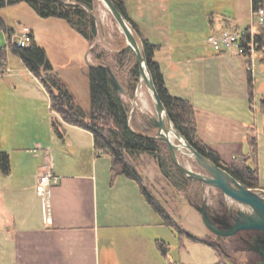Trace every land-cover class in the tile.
Masks as SVG:
<instances>
[{"label":"crops","instance_id":"obj_1","mask_svg":"<svg viewBox=\"0 0 264 264\" xmlns=\"http://www.w3.org/2000/svg\"><path fill=\"white\" fill-rule=\"evenodd\" d=\"M121 1L143 37L160 46L155 59L165 80L166 72L173 69L172 84L177 86L178 80L184 79V89L194 91V100L208 115L205 132L199 127V135L226 164L243 158L254 166L247 133L250 127L256 128L258 167L264 189V114L259 107L254 112L249 110L248 68L237 56L215 54L208 49L213 47L211 37L220 31L227 28L232 32H235L233 28L240 30L239 16L253 13L252 0H247L246 10L241 8L240 0H232L234 11L217 6L214 10L201 9L206 0ZM221 12H231L234 21L230 17L225 20V26L218 29L214 20L210 24L204 23L205 17L214 18L212 16L222 15ZM165 15L171 22L167 19L166 24L162 23ZM249 28L254 34L257 32L256 27ZM158 32L166 37L168 47L154 41ZM199 60L217 63L193 64ZM262 66L260 77H254V84L261 92L260 101L264 96V64ZM10 68L7 63V71ZM225 97L231 98L232 103L241 100L243 104L238 107L243 108L239 114L246 112L238 121L233 117L227 139L221 134L223 128L217 125L223 120L218 106L221 107L220 99ZM69 127H72L71 133L87 135L88 141L69 138L61 148L63 158L60 161L53 158L51 149L41 142H34L44 153L37 157L38 164L34 168L24 163L20 172L12 169L9 177L0 173V264H171L170 254L168 259L157 246L159 241L166 242L162 230L165 225L162 219L157 220L156 212L139 186L125 176L113 181L111 159L96 152L93 135L80 127ZM239 129L242 131L236 135ZM211 133L218 135L213 139ZM46 166L59 177L58 184L49 188L47 196L41 194L44 187L40 181Z\"/></svg>","mask_w":264,"mask_h":264},{"label":"rangeland","instance_id":"obj_2","mask_svg":"<svg viewBox=\"0 0 264 264\" xmlns=\"http://www.w3.org/2000/svg\"><path fill=\"white\" fill-rule=\"evenodd\" d=\"M240 2L242 4L241 8L246 10L248 7L247 0L246 2L240 0ZM216 6L219 9L234 11V3L232 4V0H206L201 9L213 8L214 10ZM94 13L96 15L99 32L97 38L93 41L92 45H90L88 40L72 29L65 21L53 18L43 19L26 3L7 6L0 11L6 23L16 31H19L22 26H28L36 33L37 40L40 45L46 49L48 58L55 72L59 74L64 83L70 86V91L72 90L75 94L74 97H76V102L87 112H89L91 107L89 86L90 65L104 63L109 67L115 68L120 78L124 81L126 90L128 91V93L123 94V96L131 111L130 123L135 129L143 130L146 128V121L148 122V120L151 119L150 116L156 114L152 94L145 83H143L137 102L134 104L132 95L136 93V90L132 92L128 89V86L131 81L129 78V71L137 63L136 57L133 54L131 58H119V53L128 47L127 40L102 0L95 1ZM221 13L222 15L212 16L214 18L205 17L204 23L210 24L211 21L214 20L215 27L218 29V27L222 25L225 26V20L230 17V20L234 21V16L231 12ZM162 19H164L162 23L165 24L167 19L170 21L168 15H165ZM172 20H174V18H172ZM238 21L241 25L238 33H242L249 27L254 26L258 28L259 15L249 12L246 16H239ZM176 23L179 25L178 20ZM226 30H228V28ZM153 39L163 46L168 47L167 39L162 35V32H158L157 36H154ZM139 42L142 46L140 40ZM7 44V35L3 31H0V46H7ZM95 46H97L99 51L105 53L104 60L98 61L92 55L91 48ZM208 49L215 54H223L228 57L237 56L243 60L248 68L247 59L243 55H238L235 49L228 50L226 53H219L215 51L213 47H209ZM165 50L166 49H164V51ZM258 55L257 59L259 58ZM117 61L119 64H125L124 68L119 67V69L122 70H118V67H116ZM7 63L10 64V70L6 71L4 74H0V152H7L11 156L13 170L17 173L20 172L21 165L24 163H27L30 168H34L36 164H38L37 157L41 156L43 152L37 149L34 142H41L45 148L51 149L53 158L60 161V158H63V153L60 152L61 148L64 147L69 138H73L75 141L80 140L81 142H83V140L86 142L88 141L87 135L83 136L82 133L78 132L71 133L72 127H69L71 125L67 123L64 124V129L67 131L65 139L60 138L53 128V120L57 115L52 113L50 109L49 95L41 81L29 71L21 58L10 48H8ZM216 63V61L206 62L199 60L197 63L193 64ZM262 67L260 61L255 63V72H257V74H254L253 77H256V75L258 78L260 77L259 70H261ZM165 70L167 71L166 68ZM172 71L174 70L171 69L169 72H166L169 91L174 95L191 100L196 110L198 107V110L202 111L198 112L197 110V119L201 131L205 132L204 129L205 126H207L206 120L208 118L207 113L201 108L197 100H194V91L192 88L184 89V79L182 81L179 79L177 86L172 84V79H174L170 76ZM174 75L176 77L175 72L173 76ZM247 84L249 93L247 103L250 105L249 110L254 112L255 109L259 107L258 109L261 112V92H259L260 90L258 91L259 87L254 84V97L251 100L249 76ZM11 91L13 94H11ZM232 102L231 98L225 97L220 99L219 103H221V107L218 104L220 116L223 120L218 121L217 125L223 128L221 134L224 135L222 136L225 139L230 137L229 134H231L233 117L238 121L240 117L246 115V112H241V114H239L243 108L238 107V105L243 104L241 100L238 99L235 100L234 103ZM232 105L233 108H231ZM219 127H217V129ZM241 131L240 129L237 130L236 135L241 133ZM157 132L158 129L152 130L150 134L156 135ZM216 135L218 134L211 133L210 137L214 139ZM58 152H60L62 156H59ZM178 158L180 162L189 169L208 175L196 164L195 160L189 154L178 152ZM132 161L142 176L146 187L160 200L163 206L167 208L170 215L178 224L197 237H208L209 240L216 244L218 250L222 254V258L227 264H264V259L260 253L261 250L264 252L263 232L253 231L251 233H245L241 238L244 241V244H242L236 238L232 240V238H230L232 236L227 237L211 232L202 220L200 213L195 209V207H203L211 221L216 224L217 229L221 232H229L234 230L238 225L247 223L248 220L253 221V215L245 214L246 211L253 214L255 213L250 206L243 205L227 197L218 188L202 182L200 184L194 182L190 183L186 190H180V188L176 187L174 183L162 173L158 160L154 154H134L132 156ZM134 184L139 186L136 182H134ZM256 190L264 193V189L262 188ZM156 218L157 220L162 219L157 213ZM162 230L164 233L163 237H165L164 239L169 243V254L172 261H179L184 264H218L220 262L217 251L214 248L208 245L195 243L189 239H184L182 242L176 232L168 226L162 227ZM247 251L258 254L260 257L258 262L251 263L250 261L252 260H249L251 257Z\"/></svg>","mask_w":264,"mask_h":264},{"label":"trees","instance_id":"obj_3","mask_svg":"<svg viewBox=\"0 0 264 264\" xmlns=\"http://www.w3.org/2000/svg\"><path fill=\"white\" fill-rule=\"evenodd\" d=\"M96 0H0V11L7 6H13L20 3L28 4L39 17L43 19H60L78 32L82 37L90 42L98 36V25L92 12L95 11ZM120 12L130 22L137 37L142 43L149 69L157 87L158 93L164 103L166 111L173 122L176 130L193 145L201 154L210 159L217 166L229 172L236 180L248 189L261 188L259 172V144L257 130L250 127L247 133V140L252 150V159L254 166L249 165L243 158H236L231 164H226L220 154L214 149L208 147L199 135V125L197 119V110L193 103L183 97L171 93L167 87L164 73L159 62L155 59L159 45H155L144 38L138 25L129 17L127 7L121 0H113ZM252 9L254 14L264 10V0H252ZM0 31H3L9 44L0 47V74L7 71V53L8 48L18 55L26 67L42 83L50 98V108L52 113L57 115L53 120V128L57 135L65 139L66 131L64 123L80 127L89 131L93 135L94 147L97 153L108 155L111 159V178L116 180L120 176H125L135 181L146 201L153 210L162 218L163 224L172 228L180 241L189 239L195 243L208 245L217 251L220 262L218 264H227L222 258L221 252L215 243L208 237H197L183 229L178 222L170 215L160 200L146 187L143 178L136 169L132 156L139 153L154 154L158 160L162 173L171 180L180 190H186L190 183H201L200 181L185 176L173 161L169 146L166 141L160 138H151L152 130H157L158 125L152 120L146 121L145 129H135L130 123V109L125 102L123 94L115 86L114 82L104 63L92 64L89 68V86L91 107L87 112L79 105L73 93L66 83L63 82L59 74L55 72L51 64L47 51L36 40L33 34V40L27 47H17L13 43L15 30L11 28L4 18L0 15ZM233 31L238 32L235 28ZM246 37H250L251 28L246 31ZM255 43L258 50L263 54L260 62L264 64V26H258L255 33ZM92 55L98 60H104L105 53L99 51L97 46L91 48ZM133 51L127 47L119 53L120 57H132ZM118 70L124 68L125 64L116 62ZM117 76L121 85L126 89L124 81L119 73L111 67ZM130 84L128 89L135 92L139 81V68L137 63L129 71ZM249 76V89L251 100L254 97V77L251 72ZM261 112L264 114V96L261 99ZM0 173L3 177H9L12 174L11 156L7 152H0ZM220 190V189H219ZM253 231H241L230 237L241 239L245 233ZM159 250L165 257H169L170 247L165 241H159L157 244ZM245 248V246L243 245ZM252 260L256 263L259 255L247 251ZM169 259V258H168ZM171 264H184L179 261H171Z\"/></svg>","mask_w":264,"mask_h":264},{"label":"water","instance_id":"obj_4","mask_svg":"<svg viewBox=\"0 0 264 264\" xmlns=\"http://www.w3.org/2000/svg\"><path fill=\"white\" fill-rule=\"evenodd\" d=\"M102 1L105 3L110 13L114 17L115 21L119 25L120 29L122 30L127 40V46L133 51L137 60L140 75L136 93L132 95L134 104L137 102L143 83H145V85L152 94L156 114L150 116V118L158 125V132L156 135L146 136L151 138H160L167 142L173 161L185 176L220 189L227 197L236 200L243 205L250 206L252 210H254V212L256 213H254L255 216H253V221L248 220L247 223L238 225L232 231L221 232L219 229L216 228V224L211 221L205 209L203 207H198L197 209L201 212L203 220L207 227L210 229L211 232L218 233L227 237L233 236L241 231H261L264 233V200L258 194L262 193L264 195V193L259 192L256 189H248L243 186L229 172L217 166L210 159L201 154L193 145H191L182 136V134H180L176 130L158 93L157 87L155 85L154 79L148 66L147 58L143 47L141 46L139 39L135 31L133 30L130 22L120 12L113 0ZM92 14L96 18L95 13L92 12ZM105 68L110 74L112 81L114 82L115 86L119 89V91L122 94H127L128 91L121 85L112 68L109 66H105ZM173 133L176 135L178 141L177 143L173 142V140L171 139V134ZM178 152H185L189 154L195 160L196 164L201 169H203L208 175L195 172L183 165L178 158ZM260 253L264 259V252L261 250Z\"/></svg>","mask_w":264,"mask_h":264},{"label":"built area","instance_id":"obj_5","mask_svg":"<svg viewBox=\"0 0 264 264\" xmlns=\"http://www.w3.org/2000/svg\"><path fill=\"white\" fill-rule=\"evenodd\" d=\"M258 15L259 26H264V10H261ZM33 34V30L30 27L22 26L13 36L14 45L17 47L29 46L33 40ZM210 41L214 49L219 53H226L228 50L235 49L238 54L243 55L248 61L249 72L254 75L255 63L260 61V57L263 54L257 48L255 34L253 32L250 33L248 39V37H246V32L238 33L222 30L218 34L212 36ZM257 55L259 56L258 59ZM40 181L41 185L44 187V191H42L41 194L47 196L49 195V188L58 184L59 177L52 171L51 167L46 166Z\"/></svg>","mask_w":264,"mask_h":264},{"label":"bare ground","instance_id":"obj_6","mask_svg":"<svg viewBox=\"0 0 264 264\" xmlns=\"http://www.w3.org/2000/svg\"><path fill=\"white\" fill-rule=\"evenodd\" d=\"M171 139L173 140V142H175V143H177L178 141H177V138H176V135L173 133V134H171ZM259 194V196H261V198H263V200H264V195L262 194V193H258ZM252 209V208H251ZM245 214H253V213H249V211H246L245 212ZM253 216H255L254 214H253Z\"/></svg>","mask_w":264,"mask_h":264}]
</instances>
